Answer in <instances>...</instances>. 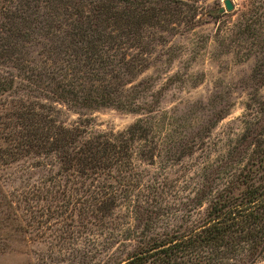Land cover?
Here are the masks:
<instances>
[{
    "label": "trees",
    "instance_id": "16d2710c",
    "mask_svg": "<svg viewBox=\"0 0 264 264\" xmlns=\"http://www.w3.org/2000/svg\"><path fill=\"white\" fill-rule=\"evenodd\" d=\"M198 1L0 0V66L12 69L0 73V95H15L0 102V170L23 158L53 167L39 185L20 191H5L0 180V232L37 230L39 216H61L56 221L66 229L107 225L126 205L141 231L112 264H254L264 258V0H247L236 32L250 39L257 56L242 131L203 172L191 197L196 217L186 225L147 235L159 207L151 197H130L142 188L133 170L135 144L144 160L156 156L148 118L124 130L88 133L65 125L53 105L150 108L137 101L147 85L136 76L156 42L202 23ZM224 113L220 107L212 114ZM0 244L4 251L6 243Z\"/></svg>",
    "mask_w": 264,
    "mask_h": 264
},
{
    "label": "rangeland",
    "instance_id": "374dc122",
    "mask_svg": "<svg viewBox=\"0 0 264 264\" xmlns=\"http://www.w3.org/2000/svg\"><path fill=\"white\" fill-rule=\"evenodd\" d=\"M230 1L233 8L227 10L224 0H199L202 23L182 34L166 35L162 43L154 44L148 66L135 79L145 80L147 88L137 101L150 108L126 111L53 102L65 125L79 126L88 133L124 130L140 118L152 123L154 159L140 157L138 144L132 151L133 170L142 188L130 197L137 194L142 201L151 197L161 214L147 235L176 229L195 219L191 197L203 172L242 131L251 85L248 76L257 56L249 50L255 47L250 46V39L236 36L243 23L242 15L248 11L247 0ZM7 70L12 69L0 66V73ZM260 92L264 95V87ZM14 97L0 95V102ZM220 107L225 113L215 118L212 113ZM209 123V131L203 135L202 128ZM199 134L204 144H198L202 139ZM192 141L196 142L193 152L187 153ZM34 164V158H23L0 170L3 189L14 192L27 185H39L53 172L50 165ZM61 218L39 216L42 225H37V230L8 234L7 229H2L0 242L6 247L0 251V264H112L125 257L133 247L135 233L141 231V224L126 205L115 209L107 225H67L66 229L56 221ZM254 264H264V258Z\"/></svg>",
    "mask_w": 264,
    "mask_h": 264
},
{
    "label": "water",
    "instance_id": "95a60500",
    "mask_svg": "<svg viewBox=\"0 0 264 264\" xmlns=\"http://www.w3.org/2000/svg\"><path fill=\"white\" fill-rule=\"evenodd\" d=\"M224 5L227 10H231L233 8V5L230 0H224Z\"/></svg>",
    "mask_w": 264,
    "mask_h": 264
}]
</instances>
